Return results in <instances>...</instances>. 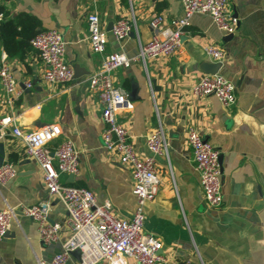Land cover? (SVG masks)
<instances>
[{"label":"crops","instance_id":"0c3cea01","mask_svg":"<svg viewBox=\"0 0 264 264\" xmlns=\"http://www.w3.org/2000/svg\"><path fill=\"white\" fill-rule=\"evenodd\" d=\"M231 3L240 18L236 32H224L208 12H195L177 52L134 60L114 70L116 82L134 103L133 108L120 110V119L138 153H151L146 134L159 120L168 135V153L156 155L160 184L155 198L146 204L144 228L163 241V253L170 260L264 264V0ZM0 10L18 40L41 28H59L67 42L66 58L75 70L71 81L48 82L35 47L10 54L0 40V60L7 56L20 84L33 83L9 101L0 81V116L12 114L25 131L61 123L62 133L49 145L54 148L71 138L80 156L79 171L64 172L61 180L91 188L98 202L110 200L117 215L130 217L136 207L132 169L104 147L102 103L87 80L104 56L91 48L88 15L100 16L108 34L106 52L119 50L132 56L152 37L151 19L157 14L167 20L180 17L182 0H0ZM119 17L136 18L137 25L123 40L113 33ZM209 44L227 50L219 72L237 86L232 105L223 104L215 94L190 90L209 73L204 63L217 62L205 50ZM189 125L220 149L224 200L218 207L210 206L202 191L188 141ZM0 158L13 161L18 170L0 186V208L48 199L50 220L62 223L59 239L46 243L37 221L19 211L0 240V264L52 259L71 234L64 223L68 214L64 203L49 192L41 166L27 154L25 141L10 130L0 136ZM126 262L140 264L131 256ZM79 263L80 254L72 252L65 264Z\"/></svg>","mask_w":264,"mask_h":264},{"label":"built area","instance_id":"2783aa9c","mask_svg":"<svg viewBox=\"0 0 264 264\" xmlns=\"http://www.w3.org/2000/svg\"><path fill=\"white\" fill-rule=\"evenodd\" d=\"M182 4L183 14L180 17L167 20L162 14H157L151 19L152 37L141 44L138 54L132 56L119 50L106 52L108 34L101 24L100 16L97 12L88 15L91 48L104 56L100 67L87 80L102 103L104 147L116 152L120 160L128 163L132 169L136 207L130 217L117 215L110 200L98 202L91 188L61 180L62 173L75 174L79 171L80 158L79 150L71 138L61 140L54 148L49 145L62 133L61 123L52 122L25 131L16 124L12 114L0 116V136L10 130L25 141L27 154L34 157L43 170L49 192L58 197L68 211L64 222L71 230L68 240L52 259H40L39 264H65L73 250L80 251L79 264H97L102 260L108 261V264H126L128 256L134 257L140 264H197L192 259L167 258L163 253V241L144 228L146 204L155 198L160 184L156 155L168 153L169 140L163 122L159 120L158 126L146 134L151 153L146 156L138 153L128 127L120 119V110L131 109L134 103L114 76L115 69L129 66L134 60L146 61L177 52L183 36L189 31L190 19L195 12H208L226 33H234L239 27L240 18L233 11L231 0H182ZM4 18L5 13L0 10V23ZM136 25L135 17H119L113 27L115 38L125 39ZM31 43L44 63L43 76L46 81L63 83L74 78V66L66 58L67 42L59 28L39 29ZM205 50L214 61L219 62H223L227 54L225 47L220 44H209ZM0 81L9 101L33 85L29 80L20 84L5 54L0 60ZM190 90L197 94H215L227 106L237 99L235 82L219 71L204 74ZM187 133L207 203L218 207L224 200L220 149L205 139L194 125L188 126ZM17 173L13 161L3 162L0 165V186ZM19 211L37 221L39 235L44 242L59 239L62 223L50 220L51 201L41 199L35 203L20 202L0 208V240L10 230ZM201 264L206 262L201 259Z\"/></svg>","mask_w":264,"mask_h":264},{"label":"trees","instance_id":"16d2710c","mask_svg":"<svg viewBox=\"0 0 264 264\" xmlns=\"http://www.w3.org/2000/svg\"><path fill=\"white\" fill-rule=\"evenodd\" d=\"M16 32L17 31L9 28L6 19L0 23V40L4 43L10 54H14L20 51V49H24L26 46L34 47L31 43V39L37 31H33L21 40L15 38Z\"/></svg>","mask_w":264,"mask_h":264},{"label":"water","instance_id":"95a60500","mask_svg":"<svg viewBox=\"0 0 264 264\" xmlns=\"http://www.w3.org/2000/svg\"><path fill=\"white\" fill-rule=\"evenodd\" d=\"M204 66H205V70L209 73H215V72H218L220 67L222 66V62H210V61H206L204 63ZM1 160V163H3V160L0 158ZM221 160V159H220ZM73 253L76 252V253H79L80 254V251L79 250H73L72 251Z\"/></svg>","mask_w":264,"mask_h":264}]
</instances>
